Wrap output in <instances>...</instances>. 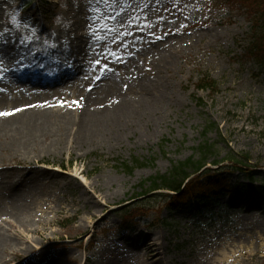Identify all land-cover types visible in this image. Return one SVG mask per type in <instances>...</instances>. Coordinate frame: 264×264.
Here are the masks:
<instances>
[{
    "label": "rangeland",
    "instance_id": "rangeland-1",
    "mask_svg": "<svg viewBox=\"0 0 264 264\" xmlns=\"http://www.w3.org/2000/svg\"><path fill=\"white\" fill-rule=\"evenodd\" d=\"M254 11L228 0H0V80L13 68L39 71L27 60L30 49L53 51L52 60L63 61L75 48L84 72L53 89L52 106L76 105L103 75L131 71L163 83L170 96L161 116L116 136L87 139L74 151L65 124L40 140L38 155L25 157L0 143V183L31 175L19 183L18 213L5 209L11 203L0 204L1 230L27 238L14 242L0 264L50 258L130 264L145 253L129 239L139 233L161 243L164 264H202L216 250L227 254L226 264H264V193L254 188L264 184V53L252 51ZM5 42L24 48L6 54ZM38 62L44 72L59 69ZM191 157L207 161L199 173L190 169V178L212 174L232 189L203 202L201 214L194 202L173 206L174 192L149 187V179ZM136 215L129 224L140 225L122 233V220ZM103 230L109 236L96 238Z\"/></svg>",
    "mask_w": 264,
    "mask_h": 264
},
{
    "label": "bare ground",
    "instance_id": "bare-ground-1",
    "mask_svg": "<svg viewBox=\"0 0 264 264\" xmlns=\"http://www.w3.org/2000/svg\"><path fill=\"white\" fill-rule=\"evenodd\" d=\"M2 46L4 48L1 51L6 54L24 48L18 42L12 44L5 42ZM28 52L25 54L28 56L27 60H30L35 68H39V71L33 70L27 74L21 72L19 74L13 68L6 76L7 79L0 80V113H7V115H0V143L15 148L22 152L21 154H27L25 157H31L37 152L43 153L40 140L46 136H52L55 128L65 130L69 127L70 133H60V136L63 137L65 134L68 137L73 136L74 140L73 142L69 141V144H71V150L74 151L81 143L88 142L87 139L94 140L99 136L105 138L116 136L132 129L134 125L140 124L147 117L161 116L164 113L165 103L170 98L163 83L144 81L139 72L131 71L118 77L105 74L102 78L103 83L99 84L97 90L82 94V98L76 102V105L71 103V106L65 104L64 107L56 108V105L52 106L50 103L49 95L57 89L55 87L67 86L75 81V78L81 76L84 72L79 61L82 53L75 48L68 49L67 54L69 55L64 59L65 61H54L52 60L53 51L30 49ZM63 53L64 51L60 52V54ZM41 59H46V64L51 67L57 65L59 69L53 73L44 72L42 64L38 62ZM131 91L134 94H131ZM62 124H65L66 128L63 129ZM75 126L77 127L76 132L73 131ZM29 175L30 173H25L23 179L0 183V192L3 191L2 195L0 193V204L4 206L11 203L5 207L9 213H18L21 209L18 207L17 201L23 200L24 192L19 183L28 179L31 176ZM98 204V202H94V205ZM21 225L26 226V230H30L25 223H21ZM1 229L0 226V257L2 254L9 253L14 242H26L27 238L24 233L12 234ZM129 239L136 247L144 246L145 251L141 256L132 259L130 264L165 263V257L162 256L160 250V242L140 233L129 237ZM49 242L50 240L42 243L39 248L49 245ZM27 251L34 255L38 254L30 247L27 248ZM213 253H218L221 257H216ZM213 253L204 258L202 264L228 263L229 257L225 252L220 253L216 250ZM61 260L50 258L42 260L41 264L60 263ZM1 261L2 259H0ZM2 264L17 263L6 259ZM18 264L20 263L18 262Z\"/></svg>",
    "mask_w": 264,
    "mask_h": 264
},
{
    "label": "trees",
    "instance_id": "trees-1",
    "mask_svg": "<svg viewBox=\"0 0 264 264\" xmlns=\"http://www.w3.org/2000/svg\"><path fill=\"white\" fill-rule=\"evenodd\" d=\"M228 2L234 4L243 3V5L254 7L256 10L253 12L255 17L251 20L252 24L256 27V37L253 41L254 47L252 48V51L255 56L259 57L260 53H264V0H228ZM258 30L262 31L258 32ZM260 57L262 59L261 61L264 62V55ZM201 81L205 80L202 79ZM215 83L216 82L213 80L212 84L215 85ZM212 84L199 83L198 87L203 90H206L207 88L214 90ZM200 149L203 151L205 150V147H200ZM206 161V158H201L195 161L191 157L185 162H179L177 165L173 166L171 170L166 173V175H156L155 177L149 179V187L152 188L153 191L161 188L176 191V196L173 197L169 195L171 198V205L179 206L180 204H189L194 201L195 211H197V214H201L203 210L200 206L201 203L220 198L223 194L229 193L232 190L229 188V184L225 181L222 179L219 180L215 178V176L211 175L206 176L205 178L199 176L198 178L189 180L188 184H185V181H187L188 177L191 175L189 172L190 169H192L194 173H198L204 166H206ZM237 164L248 168L247 164ZM146 182L147 180L142 184V187H145ZM254 188H257L264 193V185ZM145 194L143 196H145ZM127 218L128 220L125 225L126 227H130L131 225H129V223L131 220V222L134 221V217Z\"/></svg>",
    "mask_w": 264,
    "mask_h": 264
},
{
    "label": "snow or ice",
    "instance_id": "snow-or-ice-1",
    "mask_svg": "<svg viewBox=\"0 0 264 264\" xmlns=\"http://www.w3.org/2000/svg\"><path fill=\"white\" fill-rule=\"evenodd\" d=\"M0 115H7V113H0Z\"/></svg>",
    "mask_w": 264,
    "mask_h": 264
}]
</instances>
